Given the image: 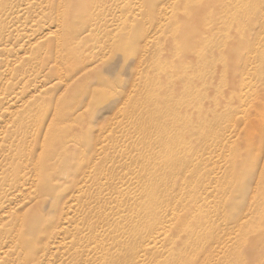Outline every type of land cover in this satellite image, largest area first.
<instances>
[{
	"label": "rangeland",
	"instance_id": "374dc122",
	"mask_svg": "<svg viewBox=\"0 0 264 264\" xmlns=\"http://www.w3.org/2000/svg\"><path fill=\"white\" fill-rule=\"evenodd\" d=\"M22 263L264 264V0H0Z\"/></svg>",
	"mask_w": 264,
	"mask_h": 264
},
{
	"label": "bare ground",
	"instance_id": "6f19581e",
	"mask_svg": "<svg viewBox=\"0 0 264 264\" xmlns=\"http://www.w3.org/2000/svg\"><path fill=\"white\" fill-rule=\"evenodd\" d=\"M21 218H22V216H21ZM88 238H89V237H88ZM90 239H91V238H90ZM22 255H23V254H22ZM42 256H43V255H42ZM120 257H121V256H120ZM21 259H22V258H21ZM40 263H41V262H40ZM40 263H39V264H40ZM22 264H23V263H22ZM36 264H37V263H36Z\"/></svg>",
	"mask_w": 264,
	"mask_h": 264
}]
</instances>
